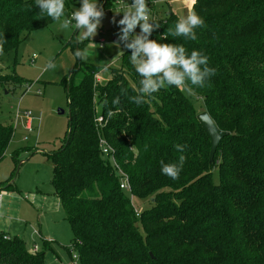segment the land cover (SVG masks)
<instances>
[{
    "label": "trees",
    "instance_id": "1",
    "mask_svg": "<svg viewBox=\"0 0 264 264\" xmlns=\"http://www.w3.org/2000/svg\"><path fill=\"white\" fill-rule=\"evenodd\" d=\"M64 3L66 14L81 0ZM194 10L205 21L195 29L196 40L162 39L179 19L170 9L150 38L184 45L189 54L201 51L216 69L210 86L192 91L228 132L213 161L210 137L182 89L162 88L141 105L129 100L141 79L130 63L131 49L106 85L94 80L92 70L77 84L76 71L62 82L70 131L52 155V185L80 264H264V0H197ZM39 13L35 0H0V40H6L0 59L14 57L27 35L53 22ZM13 132L11 123L0 121V162ZM100 138L115 150L131 193L121 189ZM177 144L187 146L186 161L174 180L162 174L161 161H178ZM4 190L18 189L9 183ZM136 199L151 204L139 215ZM0 264H45V256L0 230Z\"/></svg>",
    "mask_w": 264,
    "mask_h": 264
},
{
    "label": "rangeland",
    "instance_id": "2",
    "mask_svg": "<svg viewBox=\"0 0 264 264\" xmlns=\"http://www.w3.org/2000/svg\"><path fill=\"white\" fill-rule=\"evenodd\" d=\"M116 1L98 0V4L105 8L104 17L92 40L76 44L75 36L79 30H75L74 24L69 29H61L60 21H53L27 35L14 57L12 54L0 59L3 110L0 121L14 127L5 158L0 162V188L12 183L18 189L8 191L0 201V230L5 237L23 238L27 246L38 243L40 247L48 248L42 247L45 264H67L70 262L69 250L76 252L74 233L52 185V155L60 151L70 131L71 110L62 82H68L69 76L76 71L77 84L84 72L92 70L95 72L94 80L99 82L97 77H100V84L106 85L111 79L112 69L121 67V56L128 49L125 45L131 40L119 41L120 46L117 47L113 38L119 40L122 35L120 28L123 26L118 21L133 0H120L123 8ZM80 6L66 12L64 18ZM189 7H184L181 1L156 5L161 18L170 8L179 18L186 16ZM113 17L117 23L112 22ZM139 33L138 26L133 35ZM77 48H87L86 61L74 57ZM49 60L56 64V69L47 68ZM30 83L29 90L25 92ZM38 90L41 94L37 93ZM183 92L199 113L206 111L200 97L193 92ZM17 110L21 115L31 111L34 121L30 129L26 128L23 117H17ZM215 181H219L217 175ZM135 204L141 212L151 205L149 201L137 199ZM42 237L49 239L42 240Z\"/></svg>",
    "mask_w": 264,
    "mask_h": 264
},
{
    "label": "clouds",
    "instance_id": "3",
    "mask_svg": "<svg viewBox=\"0 0 264 264\" xmlns=\"http://www.w3.org/2000/svg\"><path fill=\"white\" fill-rule=\"evenodd\" d=\"M197 0H191L192 7H189L187 15L180 17L164 33L162 39L169 36L184 37L187 40H196L195 29L205 26V21L194 10ZM39 6V17H50L53 21H60L61 29H69L73 26L79 30L75 36V43L81 44L97 35V29L101 26V19L104 17L102 5L98 0H81V6L76 9L70 18H64L65 3L64 0H35ZM123 17L118 24L122 35L119 41H128L126 48L131 49L130 63L135 68L136 73L141 77L139 87L133 85V90L137 95L128 97L130 101L137 105L147 102L146 98H155L154 93L165 87L175 86L191 93L193 86L203 88L210 86L208 81L211 76L215 75L216 69L209 67V57L201 51L192 50L189 54L184 45L173 43H159L157 40L149 39L153 30L159 28L158 23H150V8L147 0H133L127 5L126 10L122 12ZM117 23L115 17L112 20ZM139 26L140 33L133 35L135 29ZM6 40H0V56L4 55V43ZM122 52V51H121ZM123 53V52H122ZM74 57L81 61L88 59V50L77 48ZM56 64L49 60L48 69H56ZM127 89L121 90V95H126ZM114 105L120 103V96L113 99ZM111 114V113H110ZM186 145H175L177 152L181 153L176 163H164L161 161L162 174L171 179H178L179 174L186 161L183 155Z\"/></svg>",
    "mask_w": 264,
    "mask_h": 264
},
{
    "label": "built area",
    "instance_id": "4",
    "mask_svg": "<svg viewBox=\"0 0 264 264\" xmlns=\"http://www.w3.org/2000/svg\"><path fill=\"white\" fill-rule=\"evenodd\" d=\"M172 1H181L184 4V6L190 5V7H192L191 0H147L148 7L150 8V17H151L150 23H156V22H158V20L161 19V17H159V15L157 14L156 5L159 3L170 4ZM116 4L120 6L123 4V1L117 0ZM120 8H123V7L120 6ZM70 17H71V14L68 16V18H70ZM74 23L75 22L73 21V24ZM97 78L100 82V77H97ZM29 88H28V90H29ZM37 93L41 94V91L38 90ZM17 117H23L25 119V121H26L25 124H26L27 129H30L32 127V124L34 121V116L32 115L31 111H27L26 113L21 115L19 113V111L17 110ZM100 148H101L102 155L109 157L112 166L119 171L121 189L128 192V193H131V186H130L129 177L126 173L120 171L119 164L117 162L116 155H115L116 154L115 150L103 138H100ZM2 195H3V192H0V199H1ZM136 212H137V215H139V213L141 211H139V209H138ZM30 251L32 253H38V252H40V248L37 244H34L32 246V248L30 249ZM70 251H71V249H70ZM78 263H80V256H79L77 250H76V252L71 251L70 262L68 264H78Z\"/></svg>",
    "mask_w": 264,
    "mask_h": 264
},
{
    "label": "water",
    "instance_id": "5",
    "mask_svg": "<svg viewBox=\"0 0 264 264\" xmlns=\"http://www.w3.org/2000/svg\"><path fill=\"white\" fill-rule=\"evenodd\" d=\"M113 40L115 42H118V39L116 37L113 38ZM197 119L200 122L204 131L210 137V141H211L210 160L213 161L220 141L225 135L228 134V132H225L220 128H218L207 111L199 113L197 115Z\"/></svg>",
    "mask_w": 264,
    "mask_h": 264
},
{
    "label": "crops",
    "instance_id": "6",
    "mask_svg": "<svg viewBox=\"0 0 264 264\" xmlns=\"http://www.w3.org/2000/svg\"><path fill=\"white\" fill-rule=\"evenodd\" d=\"M184 5V4H183ZM185 7V6H184ZM170 10H172L171 8H170ZM173 11V10H172ZM176 14V13H175ZM177 15V14H176ZM178 16V15H177ZM179 17V16H178ZM1 192H3V195H2V197L3 196H5L6 195V193L8 192V191H1ZM2 197H1V199H2ZM1 199H0V201H1ZM43 238H45V237H42V240H43ZM23 239V238H22ZM45 239H49V238H45ZM24 240V239H23ZM25 241V240H24ZM26 243V242H25ZM35 244H37L38 246H39V244L38 243H35ZM43 244V243H42ZM27 245V244H26ZM32 246L33 245H29V246H27L29 249H31L32 248ZM42 247H44L43 245H42ZM42 247H40L39 246V248H40V250H42ZM44 249H48V248H46V247H44ZM69 254V253H68ZM70 255V254H69ZM68 264V263H67Z\"/></svg>",
    "mask_w": 264,
    "mask_h": 264
}]
</instances>
